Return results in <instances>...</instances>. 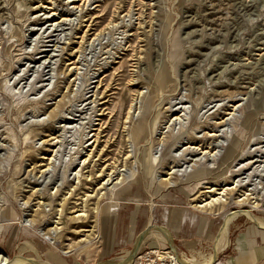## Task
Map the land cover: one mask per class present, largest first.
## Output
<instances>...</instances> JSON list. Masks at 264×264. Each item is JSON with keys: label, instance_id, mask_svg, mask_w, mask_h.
I'll return each instance as SVG.
<instances>
[{"label": "rangeland", "instance_id": "rangeland-1", "mask_svg": "<svg viewBox=\"0 0 264 264\" xmlns=\"http://www.w3.org/2000/svg\"><path fill=\"white\" fill-rule=\"evenodd\" d=\"M263 219L264 0H0V264H264Z\"/></svg>", "mask_w": 264, "mask_h": 264}, {"label": "bare ground", "instance_id": "bare-ground-1", "mask_svg": "<svg viewBox=\"0 0 264 264\" xmlns=\"http://www.w3.org/2000/svg\"><path fill=\"white\" fill-rule=\"evenodd\" d=\"M206 204H208V202H206ZM206 204H205V206H206ZM209 204H210V203H209ZM212 205H213V204H211V206H212ZM202 206H203V204H202ZM222 208H224V206H222ZM243 213H245V212L243 211ZM231 220H232V219H231ZM263 220H264V219H263ZM228 221H229V220H228ZM84 222H85V221H84ZM259 223H260L261 225L264 226V222H263V221H260ZM225 224H226V223H225ZM150 229H151V228H150ZM225 230H227V229H225ZM147 232L149 233L148 230H147ZM150 232H151V231H150ZM167 232H168V231H167ZM148 233H147V234H148ZM165 233H166V232H165ZM222 234H223V233H222ZM225 234H226V233H225ZM143 235H146V233H143L142 236H140L139 238L142 239ZM167 237H168V236H167ZM140 239H139V241H140ZM145 240H146V239H145ZM144 243H145V242H144ZM170 243H171V242H170ZM143 245H144V244H143ZM143 245H142V246H143Z\"/></svg>", "mask_w": 264, "mask_h": 264}, {"label": "crops", "instance_id": "crops-1", "mask_svg": "<svg viewBox=\"0 0 264 264\" xmlns=\"http://www.w3.org/2000/svg\"><path fill=\"white\" fill-rule=\"evenodd\" d=\"M259 239H260V238H259ZM259 239H258V240H259ZM239 261H241V257L239 258ZM256 261H257V259H256Z\"/></svg>", "mask_w": 264, "mask_h": 264}]
</instances>
